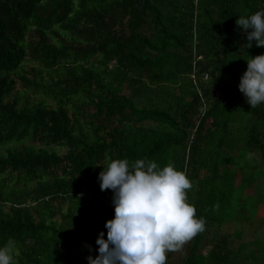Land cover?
Returning <instances> with one entry per match:
<instances>
[{
	"label": "trees",
	"instance_id": "obj_1",
	"mask_svg": "<svg viewBox=\"0 0 264 264\" xmlns=\"http://www.w3.org/2000/svg\"><path fill=\"white\" fill-rule=\"evenodd\" d=\"M259 10L264 0H0V246L14 241L15 264L95 258L114 218L98 175L125 158L191 182L204 231L166 264H264L241 207L264 203V188L245 193L264 177V104L238 89L264 48H244L236 25Z\"/></svg>",
	"mask_w": 264,
	"mask_h": 264
},
{
	"label": "clouds",
	"instance_id": "obj_2",
	"mask_svg": "<svg viewBox=\"0 0 264 264\" xmlns=\"http://www.w3.org/2000/svg\"><path fill=\"white\" fill-rule=\"evenodd\" d=\"M236 25L246 35L244 48L253 43L264 48V10L239 17ZM246 63L238 89L254 108L264 104V54ZM101 166L98 182L101 191L113 194L114 218L104 225L107 238L99 233L98 255L88 256L87 264H166L168 252L204 231L205 221L187 202L191 182L186 172L146 159L131 164L127 158L112 159ZM14 249L12 240L0 246V264H15Z\"/></svg>",
	"mask_w": 264,
	"mask_h": 264
},
{
	"label": "rangeland",
	"instance_id": "obj_3",
	"mask_svg": "<svg viewBox=\"0 0 264 264\" xmlns=\"http://www.w3.org/2000/svg\"><path fill=\"white\" fill-rule=\"evenodd\" d=\"M238 126L237 124L235 125V127ZM25 145L27 146H32L31 142L29 141H25L24 142ZM35 146V145H34ZM5 147H0V154H3L5 151ZM46 150L48 152H58L60 153L61 151L55 147H50V148H46ZM262 184L264 185V182H262ZM260 189L259 186H255L249 190H246L245 193L247 195H257V193H259ZM262 192V191H261ZM263 196H264V192ZM264 202V201H263ZM242 208H244L245 212H247L248 216L246 217V221H248V224L246 223L243 230L244 233L247 235H250V229H254V231L252 232L251 236L252 239H256L258 241L264 242V222H262L263 217H264V203H258L256 201V208H255V202H253V205L251 202H245L243 204V206H241ZM255 211H256V220H255ZM261 220V224H259ZM248 227V225H250ZM260 225V226H259ZM259 227V228H258ZM241 225L235 220L232 221L231 223H227L225 225H223L222 230L228 233H233L234 230L236 229H240ZM250 236V237H251ZM78 264H82V263H78Z\"/></svg>",
	"mask_w": 264,
	"mask_h": 264
},
{
	"label": "built area",
	"instance_id": "obj_4",
	"mask_svg": "<svg viewBox=\"0 0 264 264\" xmlns=\"http://www.w3.org/2000/svg\"><path fill=\"white\" fill-rule=\"evenodd\" d=\"M194 79H195V78H194V75H191V80H192V82H193L194 85H195V80H194ZM203 80L206 81V80H207V76H204ZM202 112H203V109H201V113H202ZM104 201H105L106 203H108L109 205H111V207L114 209V207H113V205H112V200H111V199H108V197L106 196Z\"/></svg>",
	"mask_w": 264,
	"mask_h": 264
},
{
	"label": "crops",
	"instance_id": "obj_5",
	"mask_svg": "<svg viewBox=\"0 0 264 264\" xmlns=\"http://www.w3.org/2000/svg\"><path fill=\"white\" fill-rule=\"evenodd\" d=\"M264 176V175H263ZM260 181H257V183L253 186V187H257V186H259V189H260V191L259 192H261L262 190H263V188H264V185L262 184V182H264V177H260V179H259ZM252 187V188H253ZM251 189V188H250ZM249 190V189H248ZM227 223H231V222H227ZM227 223H224L223 225H225V224H227ZM228 233V232H227Z\"/></svg>",
	"mask_w": 264,
	"mask_h": 264
}]
</instances>
